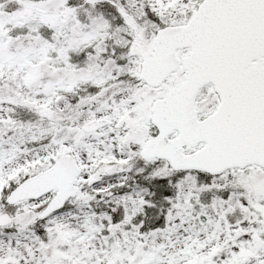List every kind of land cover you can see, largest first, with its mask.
<instances>
[{
    "label": "snow or ice",
    "instance_id": "1",
    "mask_svg": "<svg viewBox=\"0 0 264 264\" xmlns=\"http://www.w3.org/2000/svg\"><path fill=\"white\" fill-rule=\"evenodd\" d=\"M0 264H264V0H0Z\"/></svg>",
    "mask_w": 264,
    "mask_h": 264
}]
</instances>
